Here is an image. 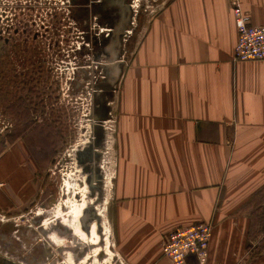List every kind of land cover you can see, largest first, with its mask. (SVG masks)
Here are the masks:
<instances>
[{
    "label": "crops",
    "instance_id": "obj_1",
    "mask_svg": "<svg viewBox=\"0 0 264 264\" xmlns=\"http://www.w3.org/2000/svg\"><path fill=\"white\" fill-rule=\"evenodd\" d=\"M233 1L170 0L122 70L112 205L128 264H168L167 236L198 223L213 227L211 264H244L250 234L264 229V61H233ZM237 1L264 26V0ZM37 163L26 137L0 155V208L36 201Z\"/></svg>",
    "mask_w": 264,
    "mask_h": 264
},
{
    "label": "rangeland",
    "instance_id": "obj_2",
    "mask_svg": "<svg viewBox=\"0 0 264 264\" xmlns=\"http://www.w3.org/2000/svg\"><path fill=\"white\" fill-rule=\"evenodd\" d=\"M169 1L0 0V155L25 136L43 177L29 208H0V264H128L114 239L115 94ZM263 234H250L249 264Z\"/></svg>",
    "mask_w": 264,
    "mask_h": 264
},
{
    "label": "built area",
    "instance_id": "obj_3",
    "mask_svg": "<svg viewBox=\"0 0 264 264\" xmlns=\"http://www.w3.org/2000/svg\"><path fill=\"white\" fill-rule=\"evenodd\" d=\"M238 40L234 47L236 63L264 61V26L251 23L248 12L237 0L232 2ZM213 227L198 223L171 232L162 244V255L168 264H211L210 241ZM249 257L244 264L249 263Z\"/></svg>",
    "mask_w": 264,
    "mask_h": 264
},
{
    "label": "flooded vegetation",
    "instance_id": "obj_4",
    "mask_svg": "<svg viewBox=\"0 0 264 264\" xmlns=\"http://www.w3.org/2000/svg\"><path fill=\"white\" fill-rule=\"evenodd\" d=\"M29 75H30V73H29ZM14 78H15V80H18V79H19V78H18V76H14ZM26 85L28 86V89H29V88H30V85H31V83H30V82H27V84H26ZM18 86H19V84H17V85H16L17 89H18ZM25 89H26V88H24V90H25ZM29 91H30V92H32V91H33V88H30V90H29ZM17 104L19 105V103H17ZM23 138H25V136H21V137H20V136H18V139H17V140H19V139H23ZM17 140H16V141H17ZM14 142H15V141H14ZM14 142H13V143H14ZM13 143H12V144H13ZM249 258H250V257H249Z\"/></svg>",
    "mask_w": 264,
    "mask_h": 264
},
{
    "label": "bare ground",
    "instance_id": "obj_5",
    "mask_svg": "<svg viewBox=\"0 0 264 264\" xmlns=\"http://www.w3.org/2000/svg\"><path fill=\"white\" fill-rule=\"evenodd\" d=\"M136 1H140V0H136ZM81 213V210H80V212H79V214ZM94 225V224H93ZM95 228V227H94ZM76 230H77V228H76ZM77 232L78 233H80L81 232V230H80V228L77 230ZM97 236V235H96ZM97 238V237H96ZM99 238V237H98ZM98 238L96 239V241L98 240Z\"/></svg>",
    "mask_w": 264,
    "mask_h": 264
}]
</instances>
